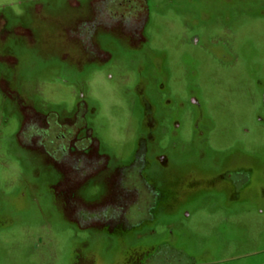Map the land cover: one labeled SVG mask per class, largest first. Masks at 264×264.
<instances>
[{
    "label": "rangeland",
    "instance_id": "obj_1",
    "mask_svg": "<svg viewBox=\"0 0 264 264\" xmlns=\"http://www.w3.org/2000/svg\"><path fill=\"white\" fill-rule=\"evenodd\" d=\"M89 1L116 5L0 0V264H264V213L220 197L231 180L264 179V0H144L142 37L99 29L96 55L63 31L88 25ZM22 105L80 109L108 167L124 168L123 199L91 178L70 217L43 158L63 159L51 144L66 132L37 116L31 137L52 153L32 151ZM89 211L98 224L125 213L115 225L128 228H81Z\"/></svg>",
    "mask_w": 264,
    "mask_h": 264
},
{
    "label": "flooded vegetation",
    "instance_id": "obj_2",
    "mask_svg": "<svg viewBox=\"0 0 264 264\" xmlns=\"http://www.w3.org/2000/svg\"><path fill=\"white\" fill-rule=\"evenodd\" d=\"M114 1L116 2L115 7L98 6L95 1H89L90 10L87 16L82 19L84 21L83 23H87L88 25H86V27L82 26V23L80 22L81 18L74 17L71 26L63 27L65 35L68 37L69 41L73 43V47L79 53L86 54L90 52L93 53V55H96L100 52L99 47L93 38V34L99 29L114 32L120 36L127 37V39L131 38V42H134L135 38L142 37V30L145 26L148 14L144 0ZM82 36H84L83 41L80 38ZM21 114L23 121L20 136L23 138L24 135H28L31 141L26 145L32 151L39 153L42 156L43 153H52V151H50V146H45L44 141H41L44 149L41 146L42 150H39V145L36 144L37 142L35 143V140L31 137V132H33L37 116L42 117L45 127L48 129L51 130L52 128L62 127L66 132L63 136L64 138L60 137L59 134H57V137L62 138L63 142L66 141L67 145L64 143L60 147L51 144L53 151H56L58 148L62 150L61 156L63 159H60L63 161H60V159L58 160L56 157L50 159L47 156H43V158L53 164L60 173V185L57 189V193L60 195L61 207L65 212H69L68 215L70 217L77 218L78 215L75 214V211L79 208L75 211L72 210L68 205V198L70 197L74 199V205L76 201L79 203L80 200H83L79 195V189L91 178H99L101 180L104 187L102 196L106 195L110 187L109 184H111L116 187L118 186L117 189L114 190V194L119 195V198L123 199V196L126 193L125 185H123L124 176H122L124 175V168L117 167L111 169L108 167V157L105 154L100 153L97 140L92 136L91 131L86 125L79 119V116L82 114L80 109L76 111L72 118H59L50 114H39L31 107L22 105ZM82 132L84 133L82 134ZM69 133L70 135H67ZM50 142L52 143L53 139H50ZM68 157L71 158L70 161H66ZM64 160L66 162H64ZM71 169L76 171L74 176H69L70 174L68 175L66 174L67 171L65 172V170ZM115 172L118 173L119 177H113ZM231 181H233V192L220 195L222 198L221 201L225 206L230 208L234 207L237 203L247 202L254 208H258L253 211L256 214L264 213V179L245 178ZM93 211H89V213L87 212L88 214L86 213L83 217L88 219V217L94 216L96 217V222L85 223L83 226H80L81 228L106 229L108 233H117L128 228V226L119 227L115 225L116 223L119 224L124 222L125 213H123L122 220L120 219V215H113V217L110 216L112 220L108 221L106 217H108L109 211L104 212V214H106L104 215L105 219L98 224V217L95 216ZM116 216H118V218ZM254 216L259 217L256 215ZM102 224L107 226H102ZM262 230L264 231V229Z\"/></svg>",
    "mask_w": 264,
    "mask_h": 264
}]
</instances>
